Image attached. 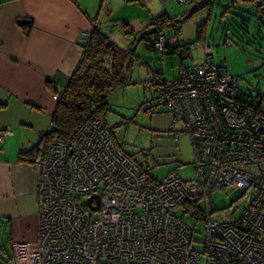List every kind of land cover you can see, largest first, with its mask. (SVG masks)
<instances>
[{"label": "built area", "instance_id": "built-area-1", "mask_svg": "<svg viewBox=\"0 0 264 264\" xmlns=\"http://www.w3.org/2000/svg\"><path fill=\"white\" fill-rule=\"evenodd\" d=\"M168 41L162 31L156 44ZM202 43V61L181 63L156 88L189 132L197 176L177 168L152 176L99 113L34 157L38 235L13 241L9 264H200L202 255L204 264H264V91L240 88L237 75L212 62L210 42ZM7 133L0 129V139ZM223 186H255L257 194L220 219L211 215L220 209L211 191ZM185 213L204 220L202 250Z\"/></svg>", "mask_w": 264, "mask_h": 264}, {"label": "crops", "instance_id": "crops-1", "mask_svg": "<svg viewBox=\"0 0 264 264\" xmlns=\"http://www.w3.org/2000/svg\"><path fill=\"white\" fill-rule=\"evenodd\" d=\"M221 1L213 0L197 8V13L202 11L201 17L210 14L205 7L214 8ZM194 2L197 0L0 1V129L8 130L0 139V234L8 235L11 247L15 240L38 235V169L29 153L36 151L52 123L56 89L67 83L81 60L86 32L97 22L116 42L131 48L135 36L156 16L163 12L181 16ZM176 39H171L172 45L187 40ZM203 39H207L206 33L199 41ZM185 54L183 51L181 62L191 63L184 60Z\"/></svg>", "mask_w": 264, "mask_h": 264}, {"label": "rangeland", "instance_id": "rangeland-1", "mask_svg": "<svg viewBox=\"0 0 264 264\" xmlns=\"http://www.w3.org/2000/svg\"><path fill=\"white\" fill-rule=\"evenodd\" d=\"M231 3H220L211 9L205 7L210 14L202 17V11L197 13L199 7L187 18L177 21L180 32L171 39L181 37L187 39L186 42L194 40L190 47H185L183 58L186 62L202 61L204 47L202 40L197 38V24L205 17V40L212 45V62L237 75L240 88L256 93L264 90V12H258L253 3ZM243 10L249 11L248 17L239 15ZM226 36L234 42L225 43L223 39ZM148 37L155 38L154 32L149 33ZM180 56L177 52L164 54L161 50L152 49L147 39L142 38L135 49L131 69L127 71L128 82L112 90L110 108L105 112L108 123L114 127L118 144L155 177H161L173 168H178L184 178L197 176L195 150L189 132L182 121H174L169 107L156 95V85L149 80L157 74V69L164 70V76L172 77L182 63ZM170 126L178 128L177 135L169 132ZM256 194L255 186L213 189V204L220 209H215L211 215L220 219L230 218L252 201ZM184 216L196 230L194 246L202 250L204 220L190 213ZM13 250L8 235L2 232L0 264H7V258ZM199 263H205L204 255Z\"/></svg>", "mask_w": 264, "mask_h": 264}, {"label": "trees", "instance_id": "trees-1", "mask_svg": "<svg viewBox=\"0 0 264 264\" xmlns=\"http://www.w3.org/2000/svg\"><path fill=\"white\" fill-rule=\"evenodd\" d=\"M231 1L253 3L258 12H264V0H224L221 3L232 4ZM212 2L213 0H197L198 5L195 10L199 7L210 5ZM185 12H182V14ZM248 13L249 11L243 10L239 15L246 18ZM178 16L179 14L174 15L170 12H163L152 20L150 24H156L159 29L154 32L155 38H149L148 34L144 37L147 39V44L150 48L161 50L164 53L176 51L182 55L185 47H190L193 44L194 40L172 45L170 38L165 48L160 49L157 46L156 40L162 31H167L171 37L175 34L178 35L180 31V26L176 20ZM205 22L206 19H203L197 24V38L199 39L205 34ZM125 26L129 32H132L127 22H125ZM227 38L232 40L231 43L234 42L229 36H226L223 41L225 42ZM136 39L137 36H135L131 48H124L106 34L102 30L101 25L96 22L88 39L84 41V53L77 67L72 72L67 83L62 85V88L58 87L56 89L55 93H58V97L52 123L44 133L36 147V151L34 152L33 150L31 155L29 153L33 160L36 155L45 156L47 154L50 142L56 136L69 138L73 130L81 127L97 114L103 113L105 115L106 110L110 108L112 90L119 84L128 82L127 71L131 69L132 58L135 55L134 44ZM156 71L158 74L149 80L156 85L155 93L158 95L156 88L163 83L166 76L160 69ZM263 91L258 90L256 92L261 95ZM10 257L7 259V264H9Z\"/></svg>", "mask_w": 264, "mask_h": 264}, {"label": "water", "instance_id": "water-1", "mask_svg": "<svg viewBox=\"0 0 264 264\" xmlns=\"http://www.w3.org/2000/svg\"><path fill=\"white\" fill-rule=\"evenodd\" d=\"M197 5H198L197 2L192 3L191 6L188 8V10H186V12L183 15L176 17V20L180 21V20L187 18L195 10ZM21 20H24V18H21ZM158 29L159 28L156 24H150V25L146 26L145 28H143L142 30H140V32L137 35V39L135 41L134 47L136 48L138 42L142 38H144L147 34H149L151 32H156V31H158ZM97 197H99L98 194H97Z\"/></svg>", "mask_w": 264, "mask_h": 264}, {"label": "bare ground", "instance_id": "bare-ground-1", "mask_svg": "<svg viewBox=\"0 0 264 264\" xmlns=\"http://www.w3.org/2000/svg\"><path fill=\"white\" fill-rule=\"evenodd\" d=\"M169 38H170V35H169Z\"/></svg>", "mask_w": 264, "mask_h": 264}]
</instances>
